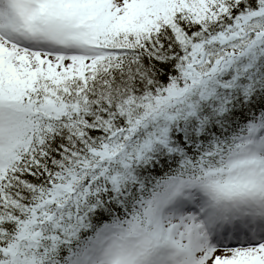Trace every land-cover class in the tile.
Wrapping results in <instances>:
<instances>
[{"label":"snow or ice","instance_id":"snow-or-ice-1","mask_svg":"<svg viewBox=\"0 0 264 264\" xmlns=\"http://www.w3.org/2000/svg\"><path fill=\"white\" fill-rule=\"evenodd\" d=\"M0 264H264V0H0Z\"/></svg>","mask_w":264,"mask_h":264}]
</instances>
